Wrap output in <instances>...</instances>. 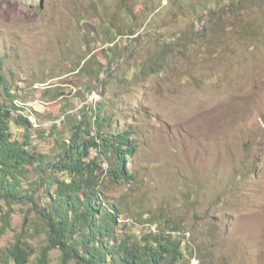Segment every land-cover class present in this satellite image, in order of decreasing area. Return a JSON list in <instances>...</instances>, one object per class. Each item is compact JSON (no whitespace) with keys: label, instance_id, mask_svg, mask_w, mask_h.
Wrapping results in <instances>:
<instances>
[{"label":"rangeland","instance_id":"obj_1","mask_svg":"<svg viewBox=\"0 0 264 264\" xmlns=\"http://www.w3.org/2000/svg\"><path fill=\"white\" fill-rule=\"evenodd\" d=\"M233 1L201 15L189 6L205 0H0V75L39 151L101 107L136 131L135 180L112 182L102 161V201L138 236L179 224L178 264H264V0ZM14 208L0 251L27 229L38 264L42 222Z\"/></svg>","mask_w":264,"mask_h":264},{"label":"trees","instance_id":"obj_2","mask_svg":"<svg viewBox=\"0 0 264 264\" xmlns=\"http://www.w3.org/2000/svg\"><path fill=\"white\" fill-rule=\"evenodd\" d=\"M211 4L221 9L235 2L205 0L202 6L197 2L189 7L195 14L210 15L215 13ZM188 5L185 2L181 8ZM104 24L108 29L113 25ZM5 80L0 75V87L5 88V92L0 90V238L12 228L14 207L30 205L42 222L47 242L38 264H50L49 255L55 249L61 252L60 264L184 262L183 240L173 234L180 232L179 224L167 219V230L152 224L157 232L150 227L138 236L129 230L130 222L121 221L123 212L118 205L102 201V161L108 163L106 175L112 182L135 180L126 163L138 147L133 139L136 131L129 128L116 133L105 108L92 111L90 116L83 111L81 119L72 122L70 137L44 153L35 144V139H44V132L35 130L29 115L23 114L25 109L14 104L16 94ZM3 93L9 100H3ZM26 232L23 230L10 247L0 251L2 264L31 263L35 250L24 242Z\"/></svg>","mask_w":264,"mask_h":264},{"label":"built area","instance_id":"obj_3","mask_svg":"<svg viewBox=\"0 0 264 264\" xmlns=\"http://www.w3.org/2000/svg\"><path fill=\"white\" fill-rule=\"evenodd\" d=\"M154 232H157L156 228L155 227H152L151 228Z\"/></svg>","mask_w":264,"mask_h":264}]
</instances>
